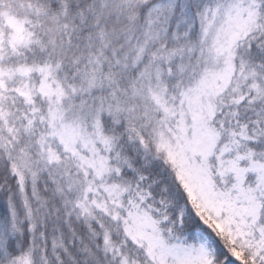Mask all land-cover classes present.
<instances>
[{"label": "snow or ice", "instance_id": "obj_1", "mask_svg": "<svg viewBox=\"0 0 264 264\" xmlns=\"http://www.w3.org/2000/svg\"><path fill=\"white\" fill-rule=\"evenodd\" d=\"M0 264H264V0H0Z\"/></svg>", "mask_w": 264, "mask_h": 264}]
</instances>
